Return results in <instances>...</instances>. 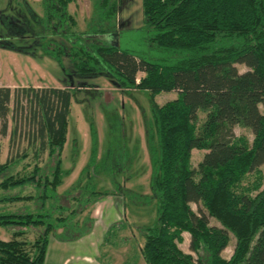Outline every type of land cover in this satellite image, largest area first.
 I'll return each mask as SVG.
<instances>
[{"label": "trees", "instance_id": "16d2710c", "mask_svg": "<svg viewBox=\"0 0 264 264\" xmlns=\"http://www.w3.org/2000/svg\"><path fill=\"white\" fill-rule=\"evenodd\" d=\"M39 24L44 35L42 54L62 67V57L75 74L107 75L115 86L147 91L150 119L144 124L150 164V196L155 216L139 227L140 253L145 264H264V0H140L144 39L159 55L144 54L89 39L115 16L114 0H92L88 27L77 31L67 10L73 0H40ZM94 28V29H92ZM58 38V39H57ZM246 67L239 72L235 64ZM141 73L138 76V73ZM73 90V88H71ZM72 90L57 87L0 86V134L4 135L13 97L22 96L29 108V129L22 150L0 163V202H28L20 211H0V264H43L49 235L70 241L92 226L85 211L98 198L114 194L98 190L92 172L96 137L89 123L91 148L71 194H58L62 176L60 152L65 140ZM174 91L175 97L157 104L153 96ZM260 107L262 109H260ZM204 117L196 124L197 112ZM15 118V117H14ZM250 128L252 138L234 135L232 126ZM12 124L9 138L17 136ZM191 149L204 150L196 167ZM27 153H30V155ZM45 155V156H44ZM45 157V160L43 158ZM30 170L10 172L18 162ZM89 169H91L89 171ZM127 198H139L121 190ZM32 186L28 194L10 190ZM64 199V201H62ZM197 205V212L191 208ZM85 215L74 219L76 214ZM208 217L219 226L210 225ZM121 221L112 223L101 245H113ZM57 229H59L57 231ZM33 232L32 238L26 233ZM189 235L193 257L177 246ZM234 236L228 258L221 251Z\"/></svg>", "mask_w": 264, "mask_h": 264}, {"label": "rangeland", "instance_id": "374dc122", "mask_svg": "<svg viewBox=\"0 0 264 264\" xmlns=\"http://www.w3.org/2000/svg\"><path fill=\"white\" fill-rule=\"evenodd\" d=\"M115 17L106 24H94L101 27V31L89 32V39L103 45H115L127 48L131 51L144 54L148 58L159 55L156 47L144 39L145 32L142 30V13L140 0H114ZM68 12L76 20L77 31L85 30L92 14V0H73L68 5ZM42 15L40 0H0V48L5 51L0 56V79L32 87H50L56 80L62 82L61 87L72 90V98L67 115V128L65 140L60 152L61 167L71 170L62 176L61 183L57 187L58 194L70 191L76 194V183L79 171L86 164L90 154L91 140L89 135V123L95 129L96 148L95 159L98 162L92 176L95 187L98 190L113 191L120 196L125 204V217L121 216L123 228L116 234L113 245H100L98 259L100 264H145L140 253L143 241L139 227L150 224L154 220V200L148 202L142 196H150L149 187L150 164L146 149L144 124L150 119V104L147 91L115 86L109 76L95 75L92 73L75 74L71 71L70 62L62 57V67L47 55L42 54V48L47 38L39 24V16ZM94 29V28H92ZM58 39V38H57ZM239 72L246 67L235 64ZM141 73H138L140 76ZM36 83V84H35ZM46 85V86H44ZM21 86V87H23ZM19 88L11 87L10 89ZM175 97L174 91L159 92L153 96L157 104ZM22 107L15 109L13 97L9 101V113L5 134H0V163L22 150L26 144V130L29 129V108L26 100L18 96ZM260 109H262L260 107ZM15 117V118H14ZM204 117L203 111L197 112L196 124L199 125ZM17 123V136L11 142L9 131L13 123ZM234 135H243L248 140L252 138L250 128L234 125ZM204 150L191 149L190 164L196 167ZM30 153H27V155ZM45 156V155H44ZM43 156L44 160L45 157ZM18 162L10 169V172L30 170V164L24 167L25 161ZM264 174V164L260 166ZM91 169H89L90 171ZM110 173L113 174L114 182H117L121 190H130L139 195V198L129 199L122 191L115 192V184L111 181ZM3 174H0V179ZM33 191L32 186H22L10 190L11 193L28 194ZM2 191L0 190V195ZM64 201V199H62ZM97 201V200H95ZM94 201V202H95ZM65 202V201H64ZM93 202V203H94ZM93 203L85 209L89 216L94 214ZM32 204L28 202L3 203L0 202V211H20ZM197 205L191 204V208L197 212ZM96 214H99L96 212ZM85 212L76 214L74 219H82ZM92 219V217H91ZM210 225L219 226L218 222L208 217ZM59 229H57L58 231ZM32 238L33 232L26 233ZM182 240L177 244L178 248L185 253L195 254L189 249V235L182 234ZM10 230L0 228V238L7 239ZM56 238L54 235H49ZM83 236V235H81ZM80 236V237H81ZM48 237V238H49ZM79 238V237H78ZM57 239V238H56ZM77 239V238H76ZM75 240V239H74ZM71 241V240H70ZM234 236L228 233V242L221 251V256L228 258L234 245ZM51 253V246H50ZM68 255V254H67ZM76 253H72L74 257ZM79 255V254H78ZM52 259L46 264H54ZM75 260H69L72 264ZM56 264V263H55Z\"/></svg>", "mask_w": 264, "mask_h": 264}, {"label": "crops", "instance_id": "0c3cea01", "mask_svg": "<svg viewBox=\"0 0 264 264\" xmlns=\"http://www.w3.org/2000/svg\"><path fill=\"white\" fill-rule=\"evenodd\" d=\"M4 52L9 51L0 48V56ZM22 84L23 83L17 84L12 81L3 82L0 79V86L11 88L21 87L23 86ZM61 84L62 82L58 79L56 83L50 85V87L63 88L65 85L61 87ZM70 171L69 169V172ZM123 203L124 202L120 200V196L115 194H108L98 198L97 201L93 203L94 214H91L92 226L90 231L71 241H61L50 236L47 241L43 264H46V261L50 258L52 259L51 262L55 261L56 264H67L70 259L75 260L72 264H100L98 250L102 244L105 231L112 223L120 219V214L127 220L125 212L123 213L121 211L123 208L125 210V204L123 205ZM96 212L99 214H96ZM72 253H76L77 255L73 257Z\"/></svg>", "mask_w": 264, "mask_h": 264}]
</instances>
